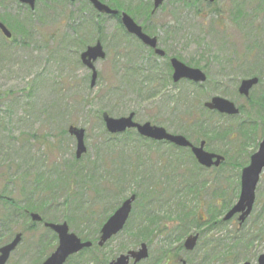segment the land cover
<instances>
[{"label":"rangeland","instance_id":"1","mask_svg":"<svg viewBox=\"0 0 264 264\" xmlns=\"http://www.w3.org/2000/svg\"><path fill=\"white\" fill-rule=\"evenodd\" d=\"M117 1L150 35L158 37L165 59L152 56L125 37L115 18L99 16L86 0H36L33 11L16 0H0V20L13 36L6 40L0 34V196L16 204L10 207L0 201V238L23 234L7 264H37L57 245L42 225L30 229L29 218H12L16 208L27 206L32 199L37 205L48 200L43 215L39 213L47 222L74 218L72 226L66 223L82 239L93 233L89 222L98 221L95 215L86 223V211L97 210L104 220L132 194L137 198L124 229L102 249L82 252L66 264L91 261L89 257L103 253L116 258L141 243L147 245L149 256L139 264H181L182 260L187 264H256L264 253V173L244 224L239 227L233 218L204 237V242L214 239L212 244L204 247L201 241L187 252L182 243L188 234L179 237L178 231L173 232L176 207L160 209L153 204L168 203L170 196L181 191L178 184L185 173H197L200 180H208V175L232 176L229 185L234 203L238 192L235 178L241 170L226 166L220 172L201 171L186 150L144 143L134 136L132 140L107 141L101 114L120 118L134 113L140 124L149 122L191 141L193 129H184L182 117L201 118L205 127L225 133L212 137L206 150L224 154L229 165L247 164L257 149L251 133L261 134L264 115L260 105L251 108L237 87L241 78L256 74L259 84L250 97L254 100L264 95V0H217L212 5L203 0H166L152 18L145 17L143 8L149 9L153 0ZM236 24L247 37L243 41ZM99 37L106 56L94 64L97 80L91 88V72L81 64L79 55ZM245 47L250 48L246 51L248 63L243 66L246 70L236 69L233 52L237 50L243 58ZM168 57L205 68L208 81L203 85L173 84ZM214 95L243 106V113L202 117L203 103ZM70 125L85 131L86 153L80 160L75 159V140L67 134ZM85 177L91 180L84 184ZM37 186L42 193L35 194ZM187 200L198 216L206 217L203 199L197 202L195 196H189ZM144 212L157 215L160 228L165 229L156 232L157 221L148 241L136 237L138 226L146 223ZM254 235L258 237L250 240ZM44 242L48 245L43 248Z\"/></svg>","mask_w":264,"mask_h":264},{"label":"water","instance_id":"2","mask_svg":"<svg viewBox=\"0 0 264 264\" xmlns=\"http://www.w3.org/2000/svg\"><path fill=\"white\" fill-rule=\"evenodd\" d=\"M21 4H25L33 10L35 0H17ZM73 1V0H71ZM94 9L101 14L116 15L117 11L110 9L108 6L102 4L99 0H88ZM164 0L153 1V12L163 3ZM209 3H213L216 0H204ZM121 24L126 32L136 37L145 47L153 50L154 54L163 57L165 52L157 47V38L146 35L142 28L137 25L131 17L126 13L121 14ZM0 30L6 38H10V32L0 23ZM105 53L103 52L102 46L99 42L95 45L87 47V49L81 53L80 60L84 66L92 71L90 87L95 85L96 72L94 70L93 63L97 59H103ZM170 65L173 70L172 80L174 83L186 79L195 83H203L206 81L205 74L197 69L191 68L178 61L175 58L170 59ZM258 80L252 78L241 82L238 93L245 97L248 96L250 89L256 85ZM205 106L211 110H217L220 113L228 115H235L238 113V109L235 105L223 98L213 97L210 102L206 103ZM133 114L127 117L114 119L109 117L107 114H103V122L107 132L111 134L123 133L128 129H135L142 137L156 140V141H168L178 147H189L197 162L205 167L212 165L218 166L222 157L209 154L203 150L204 142L198 147L192 146L184 137L180 135H171L167 133L163 128L155 127L150 123L138 124L133 121ZM68 134L73 136L76 141L75 157L79 159L82 154L86 152L84 146V130L70 126L68 128ZM215 158V162L212 159ZM264 168V138L259 146L257 153L251 157L250 165L243 169L241 178V192L239 200L236 205L228 212L224 217V220L230 219L235 213H241L239 218L243 221L248 216L254 203V190L258 182L259 175ZM135 200V196L131 195L128 199L123 201L120 207L108 218L100 230V236L97 242L99 247H102L109 239L118 234L124 227L129 214L132 209V203ZM30 218L32 222H41L42 219L38 214L31 213ZM44 226L50 229L57 235L58 246L55 251L42 263V264H64L65 261L72 255L79 253L81 250L91 247V242H82L75 234L70 233L66 223L53 224L44 223ZM22 235L17 234L11 242L0 248V264H6L11 252L21 242ZM197 240V236H190L186 239L184 247L191 250ZM148 252L145 244H141L140 248L135 251H129L127 254L120 255L110 264H129V260L133 259L134 264L147 258ZM248 264V263H245ZM259 264H264V254L259 257Z\"/></svg>","mask_w":264,"mask_h":264},{"label":"trees","instance_id":"3","mask_svg":"<svg viewBox=\"0 0 264 264\" xmlns=\"http://www.w3.org/2000/svg\"><path fill=\"white\" fill-rule=\"evenodd\" d=\"M112 1H115L114 5L116 8L120 6L117 0H112ZM256 7H259V6H256ZM254 8H255V6H254ZM260 9H262V8L260 7L259 11H261ZM148 14H147V17L151 18ZM143 27H144V29H146L145 25H143ZM257 31H260L259 27L256 29V32ZM124 36L127 37L126 35H124ZM98 41H102L100 37L98 38ZM149 54H151L150 51H149ZM256 100L257 99H254V101H256ZM252 104H254V103L252 102ZM192 118L193 117L191 115L188 117H185V116L182 117L183 123L185 124L184 129H186V130H192L193 129L192 140H194L195 142H198L200 139H208L207 138L208 134L206 132L207 128L204 126V124L201 123L200 121H198L197 119H192ZM132 136L136 137L135 140H139V141L144 142V143H149V141L141 138L134 131H126L124 134H121V135H110V134L106 133V136L104 138L107 141H117V139H119V138L123 139V140L124 139L125 140H132L131 138H134ZM220 166L221 167L219 168V172L227 166V163L224 162ZM221 174H223V173H221ZM194 175L197 176V173H194ZM194 175H193V173H189L188 177L190 179H188V178H186V174H184V176H183L184 178H182L183 179L182 184L181 183L178 184L181 191H177L172 196H170V199H169L170 201L168 203L165 200L164 202H162V201L158 202L156 205H155V203L153 204L157 208L160 207V209H162L166 206L176 207V210H174V212H173L176 215V224H175V227L173 229V232L178 231L179 237L186 235L191 230L192 226L193 225L196 226V224L198 222V218L196 217L195 209L192 208L191 206H189L190 201L187 200V196L191 195V196H195L197 201H198V198H197L198 187H197V184L194 182V180L191 179V177L192 176L194 177ZM76 176H78V175H76ZM68 178L69 177L67 176V179ZM89 179L91 180L90 177H85L84 181L82 183H84V184L87 183V181H89ZM189 180H191L194 183L190 182ZM65 182H66V180H60V183H65ZM71 183H72V178H71V181L68 180V182L66 183L67 188H69L71 186ZM38 187L39 186H37L35 194L42 193L40 190H38ZM47 190H49V187L47 188ZM47 190H46V192H47ZM229 192H230L229 189L225 188V189H221L220 192L215 194L214 197L220 198L222 200V203L220 204V206L215 207V209H213V210L208 209L209 211H207V214L210 218V221L214 220L218 213H220V212L222 213L226 208H228L230 206L232 197L229 195ZM152 193L158 194V192H156V191H154ZM34 195L31 194V197H33ZM184 197H185V199H184ZM0 201L9 203L10 207H16L15 201H13L12 199L5 198L4 196H0ZM65 201L63 203H65ZM31 202L35 203L36 200L32 199L29 202V204L25 207L16 208V211L14 212V215H12V218H14V219L15 218H20V219L28 218V216L26 214L27 211L28 212H37V213H40L43 215L44 210L46 209V207L48 206V203H49L48 200H43L41 203H39V205L33 204ZM98 213H100V212H98L97 210H95V211L90 210V211H86V214L83 216V219H86V223L88 222L89 219H92L95 215L97 216V220H98V221H95L94 223L89 222L93 226V233L91 236L89 234L83 236V238H84V239L82 238L83 240H90V241L94 242L96 240V238L98 237L100 226L102 225V223L107 218V217H105V219L103 220L102 217H100ZM144 215H145L144 218L146 220V223H143V224L138 226L137 234H136L137 239L148 241L150 239V236H152V229L154 228L153 226L156 224L157 221L159 222V223H157L159 228L156 229V232L157 231L161 232V229L163 231H165L164 227L160 228L161 219H159V217H157V215L150 213V212H146V213L144 212ZM106 216H108V214H106ZM42 218H43V221H45L43 216H42ZM73 221H75L74 218L65 217V222H67L71 226H72L71 223ZM193 221H195L196 223L193 224ZM33 227H34V225L31 224L30 229H32ZM12 234L13 233H10V235L7 238H4V237L0 238V244L1 243L3 244L5 241H7L12 236ZM240 240H243V239H240ZM46 245H48V244H46L44 242L42 247L44 248ZM97 250H100V249H97ZM112 258H114L112 255L105 254V253H103L101 256L96 258V254H95V255H92L91 257H89V259L91 261L83 260L79 264H88L90 262H93L95 264H108ZM40 262H41V259L37 262V264H39Z\"/></svg>","mask_w":264,"mask_h":264},{"label":"flooded vegetation","instance_id":"4","mask_svg":"<svg viewBox=\"0 0 264 264\" xmlns=\"http://www.w3.org/2000/svg\"><path fill=\"white\" fill-rule=\"evenodd\" d=\"M75 1H78V0H74L73 2H75ZM87 1V0H86ZM111 5V4H110ZM250 5L248 4V7H249ZM111 8H113V7H111ZM114 9V8H113ZM118 10V9H117ZM119 12L116 14V15H114V16H111V15H106L107 17H111V18H115V19H117V18H119V20H120V13L122 12V11H125V10H118ZM126 12V11H125ZM152 16H154V14L153 15H151L150 14V17H152ZM247 17V16H246ZM245 17V22H246V24L248 23V20H247V18ZM238 19H242V16H239L238 17ZM5 25V24H4ZM6 26V25H5ZM7 27V26H6ZM8 28V27H7ZM235 30L236 31H238V34H239V37H240V39L243 41V40H245V38H247L246 36H244L243 35V33L240 31L241 30V27L240 26H238L237 24H236V28H235ZM248 50V48L247 47H245V52H244V54H243V58H242V55L240 56L239 54H238V52H237V50H235L234 52H233V54H234V58H235V61L236 62H234L235 64V67H236V69H241V70H246L245 68H243V66L245 65V63H248V53L246 52ZM204 73H205V75L207 76V81H208V74H207V72H206V69L205 68H200ZM250 77H252V76H247L246 78H244V79H242L241 78V80H240V82H239V85H240V83L243 81V80H246V79H248V78H250ZM217 83V81H215L214 80V84H216ZM239 108V107H238ZM204 109L205 110H203L202 112V117L204 116V115H206V114H216V115H218V116H226V117H235V116H231V115H227V114H223V113H220V112H218V111H216V110H211V109H208V108H206L205 107V105H204ZM240 110V109H239ZM239 113L240 114H242L243 112H240L239 111ZM263 115H264V110H263ZM200 122L201 123H203V124H205V122H203V120L200 118ZM207 129H208V131H206L207 132V134H209V136L207 137V138H209V140L212 138V137H214V136H220V135H223V134H225V133H223V132H213L209 127H206ZM225 132V131H224ZM243 136H246V134H242ZM251 135H252V138H253V140L255 139V142L257 141V149H258V147H259V145H260V143H261V141L263 140V137H264V119H263V127H262V131H261V134L260 133H256V132H252L251 133ZM256 135H257V137H256ZM206 141V143H205V147H206V145H207V140H205ZM257 149H256V151H257ZM255 151V152H256ZM208 152L209 153H212V154H214V155H217V153H215V152H212V151H209L208 150ZM254 152V153H255ZM253 153V154H254ZM253 154H251V156H249V158H248V162H247V164H245V165H241V163L240 162H233L232 164L234 165V166H242L243 168L244 167H246V166H248V165H250V162H251V157H252V155ZM219 155H221L222 157H223V159L221 160L222 162L224 161V162H226L228 165H229V162L227 161V159H226V157H225V155L224 154H219ZM231 164V165H232ZM231 165H229V166H231ZM232 165V166H233ZM231 166V167H232ZM233 166V167H234ZM219 167H220V165H218V166H211V167H209V168H204V170H206V171H209V170H216V171H219ZM262 175V174H261ZM207 178H208V180H206L205 179V181H206V185H203V186H201V190H200V192H202L203 194H205L204 195V198L208 195L209 197H212V195L213 194H215L216 192H217V190H219V188L220 187H227V188H230V185L228 184L229 183V181H231L232 180V176H221V175H208L207 176ZM204 179V178H203ZM202 179V180H203ZM236 180H237V182H238V193L240 192V179H241V174L238 176V177H236L235 178ZM220 180H224L225 181V183L226 184H220ZM229 180V181H228ZM211 182H213V184L214 185H212L211 184ZM202 183H204V181L202 182ZM258 185V184H257ZM257 188V187H256ZM209 204H210V206H209V208H212V209H214L217 205H220L219 204V202L217 203V201L215 200V201H213V200H210V202H209ZM233 205V204H232ZM232 207V206H231ZM230 207V208H231ZM251 215V214H250ZM249 215V216H250ZM233 218H235V219H238V215H234V217ZM249 218V217H248ZM217 226H219V224H218V222L215 220V221H213V222H208V219H207V217H205V215H203V216H201V217H199V220H198V222H197V224H196V226L195 225H193V230L194 231H192V232H190L188 235H195V236H197V240H196V243H195V245H194V247L191 249V250H188V249H186V251L187 252H192L195 248H196V246L201 242V241H203L204 240V237L205 236H208V233H210L211 231H210V228H213L214 227V229L215 228H217ZM239 227H241V225L239 226ZM256 232H257V230H255ZM185 241L186 240H184L183 241V243H182V248H184V243H185ZM214 242V239H208V238H206V240H205V242L203 241L202 243L204 244V247H206V246H208V245H210V244H212ZM218 245L215 243V246L214 247H212V250H215L216 249V247H217ZM259 257V256H258ZM258 257H257V260H256V264H259L258 263ZM139 264V263H138ZM181 264H187L186 263V261H184V260H182L181 261Z\"/></svg>","mask_w":264,"mask_h":264}]
</instances>
